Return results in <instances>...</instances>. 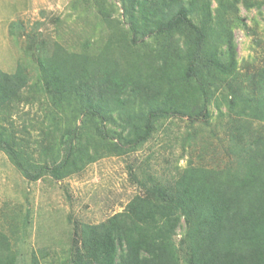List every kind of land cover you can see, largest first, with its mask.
<instances>
[{"label": "trees", "instance_id": "obj_1", "mask_svg": "<svg viewBox=\"0 0 264 264\" xmlns=\"http://www.w3.org/2000/svg\"><path fill=\"white\" fill-rule=\"evenodd\" d=\"M79 1L96 9L104 42L90 52L56 41L51 55L38 57L40 82L62 122V154L34 162L0 126V150L27 179L62 180L105 155L138 151L164 119L207 117L213 99L264 121V68L245 75L249 88L222 93L218 82L239 74L234 32L223 33L227 17L241 3L260 9L264 0ZM29 83L20 64L13 73L0 67V111ZM251 138L234 143L226 166L188 162L173 186L136 194L105 221L81 223L59 264H264V133ZM16 247L0 229V264H17ZM30 264H42L35 249Z\"/></svg>", "mask_w": 264, "mask_h": 264}, {"label": "rangeland", "instance_id": "obj_2", "mask_svg": "<svg viewBox=\"0 0 264 264\" xmlns=\"http://www.w3.org/2000/svg\"><path fill=\"white\" fill-rule=\"evenodd\" d=\"M73 1L0 0V67L13 73L20 64L30 80L0 111V126L13 131L18 148L37 163L62 154V122L40 82L38 57L51 55L56 41L73 51L94 52L105 40L96 9L86 10L79 0ZM224 29V36V31L234 32L239 74L222 77L219 89L225 93L231 86L234 91L238 85L249 88L245 75L264 68V5L259 9L241 3ZM219 49L226 55L223 41ZM217 103L213 99L207 117L193 122L168 117L142 149L105 155L62 180L47 175L31 181L0 150V229L17 243V264H30L34 249L42 264H59L72 239L80 237L81 223L105 221L124 210L136 194L173 186L188 162L224 167L235 158L234 143L264 133V121L242 115L238 107L218 108Z\"/></svg>", "mask_w": 264, "mask_h": 264}, {"label": "crops", "instance_id": "obj_3", "mask_svg": "<svg viewBox=\"0 0 264 264\" xmlns=\"http://www.w3.org/2000/svg\"><path fill=\"white\" fill-rule=\"evenodd\" d=\"M10 73H12V72H10Z\"/></svg>", "mask_w": 264, "mask_h": 264}]
</instances>
